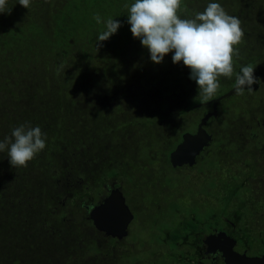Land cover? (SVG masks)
I'll use <instances>...</instances> for the list:
<instances>
[{
	"label": "trees",
	"instance_id": "1",
	"mask_svg": "<svg viewBox=\"0 0 264 264\" xmlns=\"http://www.w3.org/2000/svg\"><path fill=\"white\" fill-rule=\"evenodd\" d=\"M134 2L31 0L26 9L7 0L10 14L0 13V141L25 122L47 135L26 168H12L0 152V264H129L140 249L160 264H202L203 238L222 229L219 223L264 226L257 214L263 196L244 184L246 164L255 162L250 148L259 146L246 134L257 130L258 95L244 89L219 100L205 125L209 144L193 165L172 166L171 151L212 104L195 106L203 103L197 84L182 61L172 62L173 53L151 61L127 23L125 5ZM210 2L239 18L245 33L217 98L263 48L245 17L252 8L240 12L236 0H182L178 15L192 19ZM97 13L121 21L99 50L106 29ZM117 186L139 217L160 228L161 240L139 247L128 235L114 238L93 226L86 206ZM185 199L192 207L178 209ZM203 207L210 213L201 217ZM158 218L170 224L158 225ZM149 258L136 264H151Z\"/></svg>",
	"mask_w": 264,
	"mask_h": 264
},
{
	"label": "clouds",
	"instance_id": "2",
	"mask_svg": "<svg viewBox=\"0 0 264 264\" xmlns=\"http://www.w3.org/2000/svg\"><path fill=\"white\" fill-rule=\"evenodd\" d=\"M182 0H135L128 9L127 23L134 38L148 49L150 59L156 64L163 62L165 56L173 53L172 62L181 61L190 69V79L198 87L202 102L211 100L219 88V79L232 78L233 57L238 56L237 46L244 38L239 18L229 15L221 4L210 2L203 12L192 19H182L178 15ZM26 9L31 0H18ZM7 0H0V13H9ZM96 22L104 23L105 29L97 37V50L102 47L121 27V21L108 18L102 21L97 13ZM252 66H243L235 78V91L242 95L244 89L249 93L252 85L259 83ZM46 133L39 126L32 127L28 122L15 127L11 135L0 141V152L7 151L12 168H26L28 163L46 147Z\"/></svg>",
	"mask_w": 264,
	"mask_h": 264
},
{
	"label": "water",
	"instance_id": "3",
	"mask_svg": "<svg viewBox=\"0 0 264 264\" xmlns=\"http://www.w3.org/2000/svg\"><path fill=\"white\" fill-rule=\"evenodd\" d=\"M235 85L207 102L196 104L201 106L212 104V109L205 113L199 120L195 132H186L181 141L169 155L172 166L193 165L196 157L211 141V134L205 129V125L211 116L217 115L216 105L219 100L232 95ZM88 218L93 226L106 235L122 239L128 235V226L134 218V214L126 203L125 196L119 187L110 189L109 193L99 202L88 209ZM204 254L212 256L219 254L224 264H264V253L256 256H248L234 250L235 240L224 230H215L205 235ZM212 264V262L210 263Z\"/></svg>",
	"mask_w": 264,
	"mask_h": 264
},
{
	"label": "flooded vegetation",
	"instance_id": "4",
	"mask_svg": "<svg viewBox=\"0 0 264 264\" xmlns=\"http://www.w3.org/2000/svg\"><path fill=\"white\" fill-rule=\"evenodd\" d=\"M236 1H238L236 5L238 6L240 12H242V10L246 12V9L252 8V13L250 15L247 14L245 17L249 19L250 23L256 27L255 29L257 28L259 29L258 31L259 34L254 38V40L256 42L262 43L260 47L263 48V50L260 52L262 56L257 57L258 59H256L251 63V66L253 65V68H255L254 75L257 78H259V83L252 85L253 90L259 97V102L252 106L254 112V116H252V120L254 121V126L257 128V130L249 131L246 134L251 138L257 137L259 146L250 148V151H253V153L249 154L250 156L248 160L255 162L252 164L251 163L246 164V166L248 168L250 167V169H246L247 172H245V177L247 176V178H245L244 184L246 186L251 184L250 192H254L255 194L259 192V194L263 196L262 203L257 211V214L260 217L264 218V0H236ZM234 85H232V87ZM251 128L253 127L251 126ZM251 167H255V169H252ZM110 189L112 188H108L107 193L103 195L97 202L101 201L109 193ZM96 203H91L86 207L89 209L91 205ZM239 226L240 225L236 224V222L232 220H228L227 225L223 226L222 229H214V230H224L230 237H232L235 240V244L233 248L235 251L239 253H246L247 255L250 256L263 254L264 252L257 254L250 253L249 244H252L251 242H254V240L260 242L264 241V226L262 225L261 229H259V227L240 228ZM249 232L254 233L252 239L251 237H249ZM211 259L212 256L210 257L208 255H202L200 262L204 260L202 264H210L211 262L212 264H216V262H218L219 260L223 263L219 254L215 255L212 261Z\"/></svg>",
	"mask_w": 264,
	"mask_h": 264
},
{
	"label": "rangeland",
	"instance_id": "5",
	"mask_svg": "<svg viewBox=\"0 0 264 264\" xmlns=\"http://www.w3.org/2000/svg\"><path fill=\"white\" fill-rule=\"evenodd\" d=\"M204 112H206V111H204ZM206 128H207V126H206ZM206 187L207 186L202 184L201 185V190L204 191V189ZM244 193H246V191H243L242 193L238 194L237 198L239 200H241L244 197L243 196ZM124 196L126 198L127 205L129 206L130 210L134 214V219L131 221V223L128 226L129 234H128L127 242H135V243H137V246L141 247V245L144 242H146V243H154L156 240H161L163 238L164 234L160 232V230H159L160 228L158 226H156V225H152L151 223H148L147 221H145L141 217H139V214L135 210V208H134V206H133V204H132V202L130 200V197L127 194H124ZM213 199L217 200L216 197H214ZM178 204H180L179 208H178L180 210H183V209L191 206L190 202L188 201V199L182 200V201L178 202ZM176 205H177V203H176ZM176 205L174 207H176ZM235 210L237 212L239 209H235ZM232 212H233V210H232ZM208 213H210V212H208L207 209H204V207L200 211V214L203 215L201 217H204ZM242 215L244 216V212L242 213ZM169 224H170L169 222L166 223L165 220H163L161 218H158V225H166L167 226ZM218 225L223 227V225L221 223H219ZM239 225H240L239 226L240 228H243L242 224H239ZM257 226L259 227V229L262 228V225L258 224ZM157 227H158L159 235H155ZM218 231H220V230H218ZM252 236H254V233L249 232V237H251V239H252ZM251 243L252 244H249L250 247H251L250 253L257 254V253L264 252V241L260 242V241H255L254 240V242H251ZM150 256H151V252L150 251H143L142 249H140L139 253L137 251L135 253V255L132 254L128 258L127 261H128L129 264H134V263L136 264L138 260H140V259L141 260L142 259L145 260V259L149 258ZM248 256H250V255H248ZM147 261H150L151 264H160V261H153L151 258H149Z\"/></svg>",
	"mask_w": 264,
	"mask_h": 264
}]
</instances>
